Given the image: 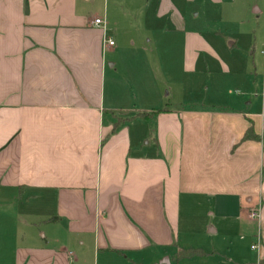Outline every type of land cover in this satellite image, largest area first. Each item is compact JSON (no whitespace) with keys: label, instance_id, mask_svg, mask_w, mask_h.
<instances>
[{"label":"crops","instance_id":"crops-1","mask_svg":"<svg viewBox=\"0 0 264 264\" xmlns=\"http://www.w3.org/2000/svg\"><path fill=\"white\" fill-rule=\"evenodd\" d=\"M224 1L0 0V264H264V144L241 143L264 136V73L233 94L237 43L187 32L193 5ZM160 26L186 31L188 71L218 66L226 104L105 107L124 31L159 54L176 43ZM191 249L206 255L177 260Z\"/></svg>","mask_w":264,"mask_h":264},{"label":"rangeland","instance_id":"rangeland-1","mask_svg":"<svg viewBox=\"0 0 264 264\" xmlns=\"http://www.w3.org/2000/svg\"><path fill=\"white\" fill-rule=\"evenodd\" d=\"M255 6L263 11L264 0H225L216 7L208 4L192 6V10L199 13V17L191 19L187 32L192 30L209 42L211 40L219 42L229 40L228 44L235 42L237 48L234 54L246 61L244 74L248 75L249 82H246L248 79L242 81L239 77L229 80L233 85L231 91L235 95L242 82L254 88L255 92L262 93L264 17L263 14H255ZM162 26L160 42L176 38V43L173 46L169 45L170 47L160 44L159 54L153 47L152 53L142 51V44H139L143 42L140 30L124 31L117 44L116 55L119 58V65L115 70L107 69L104 95L105 107L112 109L118 117H124L132 111L176 109L189 104L192 106L226 104L224 94L220 90L226 82L218 66L212 67L214 70L211 69L210 75L201 72V66L204 65L201 62L196 72L188 71L182 58L186 31L178 33L170 31L171 35L165 36L168 34L161 29ZM175 33L176 35L172 36ZM147 56L150 57L149 61L145 60ZM206 87L209 90H205ZM206 224L208 220L203 219L201 223L203 230ZM204 239L205 236L201 234L189 238L188 241L201 244ZM202 244L206 245L205 242Z\"/></svg>","mask_w":264,"mask_h":264},{"label":"trees","instance_id":"trees-1","mask_svg":"<svg viewBox=\"0 0 264 264\" xmlns=\"http://www.w3.org/2000/svg\"><path fill=\"white\" fill-rule=\"evenodd\" d=\"M159 112L161 113L162 111H155L152 114L142 113L140 115V117H142L144 119L145 118H150V117L155 116ZM121 121L122 120L120 119L118 121V123L120 124ZM248 141L263 142V144H264V136L261 137V136L257 135L255 130H254V127L251 126L247 130L245 136L242 138L241 143L248 142ZM56 220L57 219H51L50 222H54ZM205 255H206V253L204 251H202V250H193V249H191V250H186V251L179 252L176 255V258H177V260H182V259H189V258H194V257H203Z\"/></svg>","mask_w":264,"mask_h":264},{"label":"built area","instance_id":"built-area-1","mask_svg":"<svg viewBox=\"0 0 264 264\" xmlns=\"http://www.w3.org/2000/svg\"><path fill=\"white\" fill-rule=\"evenodd\" d=\"M93 24L96 25V26H101L103 24V21L101 19H96L93 22ZM104 43H105V45L107 47H114L115 46V42L112 39L108 38V37L105 38V42ZM258 217H259V212L258 211H253V212L250 213V218L255 219V218H258ZM253 249H255V246L253 247Z\"/></svg>","mask_w":264,"mask_h":264}]
</instances>
